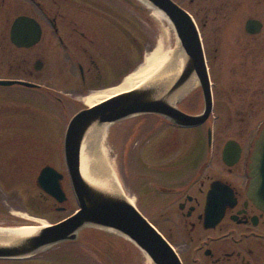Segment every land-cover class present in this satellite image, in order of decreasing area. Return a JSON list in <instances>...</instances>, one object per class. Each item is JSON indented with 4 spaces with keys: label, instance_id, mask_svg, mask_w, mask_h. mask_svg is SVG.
<instances>
[{
    "label": "flooded vegetation",
    "instance_id": "flooded-vegetation-1",
    "mask_svg": "<svg viewBox=\"0 0 264 264\" xmlns=\"http://www.w3.org/2000/svg\"><path fill=\"white\" fill-rule=\"evenodd\" d=\"M122 1L129 7V0ZM173 1L192 16L198 29V15L203 17L204 26H219V41L209 51L201 38L211 86V113L203 123L191 126L175 124L157 113L130 116L114 123L115 129H130L123 137L121 132L114 133L116 144L144 150L147 158L140 161L147 165L153 159L155 169L164 176L155 186L166 196L164 212L172 210L179 215L183 245L187 246L182 254L177 252L182 264H264V209L247 194L251 155L264 123L258 120L253 128L247 125L248 119L264 117V0ZM40 2L44 3L41 14L36 10L37 0H0V80L34 82V86L10 85L43 90L52 99L57 93L36 80L39 72L59 74L64 85H79L81 93H88L115 83L130 69L132 35L127 14L99 0ZM20 16L25 17L28 27L32 20L39 24L37 42L28 39L19 45L13 40L12 28ZM218 60L219 67L215 66ZM218 74L221 90L217 102L212 86ZM186 93L176 103L177 108L190 115L200 114L204 107L201 87ZM215 109L227 120L219 131L212 125ZM163 127L170 130L162 133ZM225 151L228 162L223 159ZM171 153L176 154L174 158L157 162L159 156ZM186 167L190 173L174 176ZM0 179L15 181H7L1 174ZM42 193L44 200L54 203L51 209H69L67 193L62 203ZM26 210L31 217L42 215L29 205ZM207 210L222 212L211 226ZM6 212L8 217L2 216L0 224L30 222L16 221L9 217L14 211ZM39 256L0 258V264H34L32 259Z\"/></svg>",
    "mask_w": 264,
    "mask_h": 264
},
{
    "label": "rangeland",
    "instance_id": "rangeland-1",
    "mask_svg": "<svg viewBox=\"0 0 264 264\" xmlns=\"http://www.w3.org/2000/svg\"><path fill=\"white\" fill-rule=\"evenodd\" d=\"M38 1L40 0H37L36 10L41 14L44 3L39 4ZM99 2L114 6L117 12L127 14L130 18L131 66L127 71H132L142 61L144 54L154 47L160 30L159 25L150 13V9L138 0H129V7H126L122 0H99ZM195 18L203 44L206 51H209L210 46L219 41L221 32L216 31L219 30V26L215 28L213 23L212 27L211 23L204 26L201 15ZM215 66L219 67V60ZM45 72V70L39 72L36 80L43 84L47 83L46 85L57 93L55 97L61 98L60 101L55 97L50 99L43 90L18 85L0 87V174L7 181L15 178V181L7 183L0 179V211H2L0 218L6 216L8 213L6 211L10 209L14 213L9 217H14V220L19 222L24 221L20 214L27 213L26 206L29 205L42 212L40 216H32L49 223L65 217L77 207L65 164L63 138L68 120L80 106L85 105L80 100L85 93H81L79 85H64L63 80L58 79L59 74L56 77V73L49 76ZM215 72H219V69L217 68ZM73 77H76V74ZM218 77L219 74L215 75L217 80L214 78L216 83L212 86L217 102L221 90ZM57 80L59 84H56ZM198 88L197 85L191 91H197ZM217 110L212 113V125L216 131H219L227 120L221 117ZM258 120L262 122L264 117L248 119L247 125L253 128ZM107 127L104 152H107L112 161L125 195L133 198L137 208L169 239L175 250L182 254L187 246L183 245L185 238L180 231L179 215L172 210L164 212L166 196L155 186L161 179L164 180V176L155 169L153 157H149L152 160L146 162L148 163L146 165L143 160L147 158L143 153L144 150L132 149L122 142L116 144L114 133L121 132L123 137L130 130L129 127L123 126V129H115L114 125ZM167 130L170 129L168 127L161 129L162 133ZM83 143H86V138ZM204 147L207 148L206 145ZM175 155L171 153L159 156L157 162L165 163L166 159L174 158ZM46 164L53 165L64 174L63 186L70 199L69 209L62 211L51 209L50 207L54 208V203L51 199L44 200L45 195L37 187L35 181L37 173ZM190 172L191 169L186 167L176 171L174 176ZM41 205H44V208H41ZM54 246L41 253L36 259H32L33 263L49 264L52 260H54L52 264H144L145 262V255L132 242L110 230L95 227L82 229L75 242Z\"/></svg>",
    "mask_w": 264,
    "mask_h": 264
},
{
    "label": "water",
    "instance_id": "water-1",
    "mask_svg": "<svg viewBox=\"0 0 264 264\" xmlns=\"http://www.w3.org/2000/svg\"><path fill=\"white\" fill-rule=\"evenodd\" d=\"M161 11L172 23L178 40V51L184 54L180 74L172 80L155 79L140 87L118 93L91 107L77 111L68 121L64 133V159L77 203L76 210L54 223L39 226L36 231L19 235L0 226V258H24L39 254L64 241L78 238L82 229L95 227L110 230L132 242L151 264H182L177 252L162 233L130 202L125 194L91 184L80 171V151L83 141L93 127L111 125L127 117L157 113L175 124L198 125L209 116L212 108L211 86L208 80L203 47L197 26L191 15L173 0H144ZM28 27L25 17H18L12 28V38L23 45L37 42L41 28L35 21ZM34 25V26H33ZM195 75L202 89L204 108L200 114L190 115L177 108L176 103L186 92H181L187 80ZM15 81L0 80V84ZM25 85L31 83L17 81ZM230 142L227 143L228 147ZM227 149V148H226ZM227 161V151L223 154ZM248 197L264 209V124L255 140L251 155ZM63 173L45 165L36 178L37 186L59 203L67 199L62 185ZM222 212L206 211L208 225L215 224Z\"/></svg>",
    "mask_w": 264,
    "mask_h": 264
},
{
    "label": "bare ground",
    "instance_id": "bare-ground-1",
    "mask_svg": "<svg viewBox=\"0 0 264 264\" xmlns=\"http://www.w3.org/2000/svg\"><path fill=\"white\" fill-rule=\"evenodd\" d=\"M138 1L143 2L150 9V13L159 25L160 30L156 43L151 51L144 54L142 61L132 71H128L117 84L96 88L81 96L80 100L88 107L100 103L118 93L150 83L155 79L172 80L181 72L184 54L178 51V40L172 23L161 11L150 6L144 0ZM197 85H199L198 79L193 74L187 80L181 92L196 87ZM107 126L93 127L88 132L86 143H83L80 151V171L83 177L91 184L125 194L118 181L112 161L109 159L107 152H104L103 145L107 136ZM127 198L130 202L134 203L133 198L128 196ZM20 216L24 221L28 220L40 223V225L47 223L42 219L31 217L27 213H21ZM37 225L39 224L21 225L5 229L16 231L19 235H26L36 231L39 227ZM144 264H151L146 256Z\"/></svg>",
    "mask_w": 264,
    "mask_h": 264
}]
</instances>
